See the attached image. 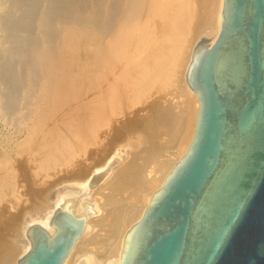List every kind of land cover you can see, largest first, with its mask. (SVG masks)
Returning <instances> with one entry per match:
<instances>
[{"label":"bare ground","instance_id":"obj_1","mask_svg":"<svg viewBox=\"0 0 264 264\" xmlns=\"http://www.w3.org/2000/svg\"><path fill=\"white\" fill-rule=\"evenodd\" d=\"M216 1L208 45L221 31L224 0ZM202 5L0 0V112L15 129L0 146V196L18 205L0 221V264H18L28 228L58 210L86 221L64 264H120L127 233L195 138L200 103L186 75ZM180 91L186 102L176 100ZM173 144L150 171L138 162L143 150ZM17 162L35 173L32 182L18 179Z\"/></svg>","mask_w":264,"mask_h":264},{"label":"water","instance_id":"obj_2","mask_svg":"<svg viewBox=\"0 0 264 264\" xmlns=\"http://www.w3.org/2000/svg\"><path fill=\"white\" fill-rule=\"evenodd\" d=\"M212 39L195 44L186 75L199 96L195 138L120 264H264V0H224ZM85 229L56 211L28 228L18 264H64Z\"/></svg>","mask_w":264,"mask_h":264},{"label":"rangeland","instance_id":"obj_3","mask_svg":"<svg viewBox=\"0 0 264 264\" xmlns=\"http://www.w3.org/2000/svg\"><path fill=\"white\" fill-rule=\"evenodd\" d=\"M216 0H203V5H202V11H201V13H199L200 14V19H201V21L203 22V24H200V26L199 27H197L196 29H195V40H199L200 39V37H202V36H204L205 34H203L204 33V30H206V28H207V24L205 23V21H206V16L209 14V13H215V11H216ZM199 21V20H198ZM199 37V38H198ZM5 81H7V80H5L4 79V81L2 82V85H3V87L6 89L7 87L6 86H8L9 85V83H8V81L7 82H5ZM173 96L175 97V95L172 93V95L170 96V97H167V102L169 103L168 104V106H173L174 105V100H173ZM177 97H178V99H177ZM176 100L177 101H180L181 103L182 102H184L185 100H186V97H185V94L183 93V92H179L178 94H177V96H176ZM186 102V101H185ZM183 105V104H182ZM185 105V104H184ZM178 111H180V109L178 108ZM5 117L4 116H2L1 115V112H0V146L2 147V145H4V144H8L9 142H10V140L12 139V137H13V135H14V133L13 132H15V129H14V125H12L10 122H9V120H7L6 118L4 119ZM4 126H5V128H4ZM192 131V130H191ZM191 131H190V129L187 131V133H186V135H184V137H183V139H182V141H181V143H183L184 141H185V143L186 142H188V140L190 139V134H191ZM179 135H180V132H179ZM179 135H178V137L177 138H179ZM0 147V148H1ZM129 150V149H128ZM133 150H131L130 152H132ZM177 151V145H175L174 146V144L173 145H168V148H166V149H163V150H161V152H159V153H151V151L150 150H143V153L142 154H140L138 157H139V163L140 164H143V165H146L145 167L147 168V171H150L151 170V161H154L155 159H157V158H159V154H170V153H175ZM163 152V153H162ZM149 157H152V160H149ZM19 159H21V158H19ZM147 159V160H146ZM21 161V160H20ZM102 164H104V163H102ZM101 164V166H103ZM15 165H16V171H17V176L19 177L20 176V178H18L20 181H25V179L28 177V174L30 173V178H34L35 179V173L34 172H31V170H30V168L28 167V169L30 170V172H28L29 170L27 169V167H26V170H24L25 169V165H21V167L20 168H23L24 167V169H23V171H22V169H18L17 168V166L19 167L20 165H19V162H17V163H15ZM119 165V163H116V164H114V168H116L117 166ZM102 168H104V167H102ZM98 169V168H97ZM22 171V172H21ZM22 173V174H21ZM24 173H26V174H24ZM28 173V174H27ZM20 174V175H19ZM25 177V178H24ZM22 178V179H21ZM30 178H27V181L29 182V180H31ZM33 179V180H34ZM30 182H32V180L30 181ZM29 182V183H30ZM25 185H26V183H25ZM26 189V188H25ZM24 189V190H25ZM0 191H1V188H0ZM1 193V192H0ZM24 193H25V195H26V199L27 198H30L29 197V193H26V191H24ZM28 196V197H27ZM9 199H11V197L9 198ZM26 199H25V201H26ZM11 203H8L7 201H4V200H2L1 199V196H0V215H1V217H0V221L2 222V220L3 221H5L4 219H6V218H8L5 222H7V221H9V219H10V217H8L9 215L11 216L12 214H14L13 212H17V207H18V205H16V203H12V205H14V207L12 208V207H10L11 205H10ZM29 204V203H28ZM23 205H25V203H23ZM19 207H21V206H19ZM4 208V209H3ZM12 208V209H11ZM5 209H7V210H5ZM1 211H2V213H1ZM7 211V212H6ZM8 211L10 212V213H8ZM3 212H4V215H3ZM5 212H6V214H5ZM8 213V214H7ZM12 213V214H11ZM4 216H7V217H5L4 219H1V218H3ZM3 224V223H2ZM2 224H0V226L2 225Z\"/></svg>","mask_w":264,"mask_h":264}]
</instances>
